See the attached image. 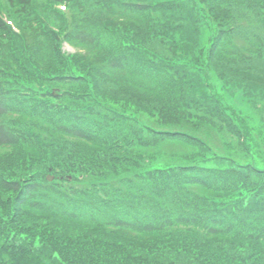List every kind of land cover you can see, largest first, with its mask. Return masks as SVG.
Returning a JSON list of instances; mask_svg holds the SVG:
<instances>
[{
    "label": "trees",
    "instance_id": "obj_1",
    "mask_svg": "<svg viewBox=\"0 0 264 264\" xmlns=\"http://www.w3.org/2000/svg\"><path fill=\"white\" fill-rule=\"evenodd\" d=\"M37 1L6 0L0 11L7 16L15 5L22 15ZM206 3L202 9L198 0H50L41 11H31L28 19L17 23L18 33L0 17L1 38L26 43L14 56L9 47L0 48V149L62 143L57 145L58 153L28 151L18 156L20 165L0 162V264H264V167L258 169L253 161L260 155L253 151L247 121L225 108L217 96L218 89L232 88L236 96L248 97L246 102L255 100L260 90L264 96V37L260 36L264 0L248 6L239 0ZM62 5L84 16L76 13L73 20L66 19L57 7ZM242 8L249 14L237 16ZM118 16L122 19L114 20ZM140 17L145 27L124 26ZM187 17L195 34L187 29ZM199 19L210 32L205 44L199 41ZM40 22L38 29L32 27ZM55 28L74 49L95 59L100 50L104 55L98 62L80 58L66 62L57 49L59 38L44 34ZM155 42L163 43L159 51L167 53L152 57ZM23 59L31 62L30 67ZM64 65L72 74L58 72ZM79 67L94 70L95 75L82 73ZM171 67H180L171 77L178 82L175 89L180 96L166 97L156 90L137 94L130 89L131 82L141 83L144 75L157 85L159 77L166 79L167 72L172 73ZM235 73L244 80L232 81ZM121 79L127 81L118 87L122 96L104 92L109 107L111 100L121 107L128 100L130 104L142 100L152 108L153 119L161 114L163 122H173L171 115L189 120L202 111L197 130L181 123L156 130L149 125L148 110L147 117L130 118L136 125H121V120L97 112L98 121L89 114L91 104L77 98L95 94L94 102L109 110L101 89L96 94L99 83L109 86ZM76 83L82 87L77 94L67 86ZM211 95L214 105L208 99ZM44 97L48 100L42 103ZM180 98L183 102L176 103ZM156 101L162 104L155 113ZM219 104L224 124L210 121ZM206 123L221 134L237 136L236 147L250 157V164L217 155L201 137ZM48 125L60 130L52 133V141L38 134L50 135ZM119 137L125 140L123 158L119 155L123 149L114 144ZM158 139L160 149L153 151ZM137 141L142 148L131 151ZM178 147L191 151L169 150ZM120 160L129 173L118 170ZM25 169L33 176L18 180L13 170L24 174ZM249 181L253 184L245 183ZM83 229L94 234L78 235Z\"/></svg>",
    "mask_w": 264,
    "mask_h": 264
},
{
    "label": "rangeland",
    "instance_id": "obj_2",
    "mask_svg": "<svg viewBox=\"0 0 264 264\" xmlns=\"http://www.w3.org/2000/svg\"><path fill=\"white\" fill-rule=\"evenodd\" d=\"M50 0H38L37 2H34V4H32V8L31 9H28L26 11L23 12L22 15H20L18 13V10H19V7H16L15 5H11V7L9 8L8 12H7V21L10 23L12 29H15V28H18L17 26V23H21L23 20H26L28 19V13L32 14L31 11H41V8L44 7V4L49 2ZM208 0H198V4L200 5H197L199 8H206V2ZM218 1V0H216ZM240 2L241 1H244L243 4L247 5L248 2L250 3H258L259 0H239ZM202 4V5H201ZM242 3L238 6H234V8H237V7H241ZM248 6V5H247ZM60 8L61 12H65L66 13V19H71L73 20V18L76 16L75 14L77 13L78 15L80 14L81 16H84L82 13H80L77 9H68L66 7V5H62V6H57ZM54 10L56 11H59V9L55 8V7H52ZM192 8V7H191ZM195 10V13L197 14V16L199 17V10H197V7L196 9H193ZM117 13L119 12V8L117 9L116 11ZM237 16H244L246 14H249V9L247 8H242L240 11H237ZM235 14V13H234ZM34 15V14H33ZM79 15V16H80ZM134 16H137L135 15V13H132L130 16L133 17ZM236 15V14H235ZM97 18L96 19H100V15L97 13ZM118 19H122L121 16H118V17H115L114 20H118ZM200 23H199V28H201L202 30H200V43L202 44H205L206 41L209 39V34L210 32H208V30L206 29V27L204 26V23L203 21H201L199 19ZM186 22L188 23L187 24V29L188 31L191 32V34H195L194 32V27H192V21L187 17L186 19ZM42 26L41 25V22L38 23V24H35V25H32V27H36V29H38L37 27H40ZM124 26H126V28L128 30L130 29H134V28H141V27H145V23H144V18L143 17H140L139 20L135 21V22H127V23H124ZM10 27V28H11ZM40 29V28H39ZM18 32H20L21 30L18 28V29H15ZM49 33H54V36L53 37H58L59 38V42L57 43V49L59 51V54L61 56V58L63 60H68L67 58H69V60L71 59H75V58H80V59H91V60H94V61H97L98 59H100L103 55H104V52L102 50L98 51L97 53H99L98 57L95 59V56L94 55H91L89 54L88 52H84V51H81L79 49H74L69 40L66 39V38H62L61 36H58V31L57 29L55 28L54 30H51V31H48V32H45L44 34H49ZM260 36L264 37V33L261 34ZM260 36H255L253 39L257 40L258 38H260ZM47 37L50 38L49 35H47ZM8 38V37H7ZM9 39V40H8ZM7 40L1 38V34H0V48H3V47H9V51L11 53L12 56H14L18 51H17V48H19L21 46V43L23 44H26L24 43L23 40H21V43L17 42L16 40H10V38H8ZM42 39L45 40L42 36ZM159 40H161V38H158ZM227 41V40H225ZM33 41H30L29 44H32ZM156 43V48H152L153 49V52L151 53L152 57H155L156 56H161L162 54H165L161 51H159V47L161 45L164 46L163 43L161 42H155ZM161 43V45H160ZM105 50V49H104ZM150 50V49H149ZM96 53V54H97ZM149 58L148 59H151L150 55L148 56ZM257 59V58H256ZM66 61V62H69ZM80 61V60H79ZM99 61V60H98ZM97 61V62H98ZM22 62L24 63V65L26 66H29L30 67V64L31 62L29 63L27 59H23ZM70 63V62H69ZM80 64V67L81 64ZM80 67L78 68L82 73H85V74H94L95 75V71L92 70V71H87L84 69H80ZM223 68V67H222ZM172 70V73L170 71L167 72V78H163V77H159L158 79V84L153 86V83H152V79H150L149 75L147 76H143L142 78V82L139 83V81H128V82H131V87L130 89L132 91H135L137 94H144V91H148V90H151L152 92H155L156 90V94L160 93V94H163L164 96H171V95H175V96H180V93L177 92V90L175 89V86H177L178 82L177 83H173L172 82V78L171 77H175L177 75V73H179V69L180 67H171L170 68ZM59 73H69V74H72V72L68 71V66L64 65L63 68H59ZM233 74V73H232ZM226 78H230L231 79V75L228 73H226ZM245 77V76H244ZM244 77L243 76H239L237 73L234 74L233 76V79L232 81H235V82H242L244 80ZM127 81L126 80H118L116 84H110L109 86H105L103 85L102 83H99V90L97 91L96 94L99 95V91L101 89L100 92H102V95H100V97L103 99L104 101V105H106V107L109 108V110H103L101 108V105L102 104H97L96 102H94V100H97L96 99V96L94 94V96H90L88 95L87 97H83V96H79L77 97L79 100H83L84 102L86 103H89L91 104V109H90V112L89 114L90 115H93L94 117H96V119L99 121V116L97 115V112L101 115H106L108 118H113L114 120H121V125L123 124H129V125H136L137 123H135L133 120H131L130 118H134L135 116H138L139 114H143L144 117L148 115L147 113V110L149 111H152V108L151 107H147L146 105V102H142V100H139V101H134L136 104H130L128 101L127 102H123V106L121 107L120 106V103H118V101H112L111 102H108L110 106L112 107H109L105 101L108 99L107 96L104 95V92H106L108 95L112 94L114 95L115 97H120L122 96L123 94H121L118 90V87H121L123 86L124 87V83H126ZM227 83V80H225V83ZM65 86V85H64ZM67 86H69V91H72L74 92L75 94H77V92H81L82 91V87L79 83H76V84H68ZM244 88V87H243ZM234 89L232 88V91H225V89H218L217 90V96H220L222 99H223V106L227 109H229V111H233V112H237L241 117L244 118V120L247 121V124H248V127L250 129V131H252V135H253V142L255 143V145L253 146V151L259 153V158L258 160L256 161L255 159H253L254 163L256 164V167L258 169H262L264 167V145H263V136H264V96L262 94H259V92L261 91H258L256 94V97L254 98L255 100H249L248 102H246L248 100V97L246 98H243L242 99V102H238L239 104H235V101L236 100H240V98H238L236 95L238 94L237 92H234ZM208 99L211 101V103H213V105L215 104V101H213V97L212 95L208 97ZM48 100V97H44V99L42 100V103L44 101H47ZM93 102V103H92ZM176 103L178 102H183V100L180 98L178 99V101H175ZM162 104V102H154V105H155V113L156 111L158 112V107ZM222 106L219 104V110H218V107L215 106L214 107V112H215V115H210V121L214 122V120L218 121L220 124H224V121H222L223 116L222 114L219 116L220 114V110H221ZM231 109V110H230ZM38 112V111H37ZM224 113V112H222ZM202 114V111L201 113H193L190 117V119H178V117L176 115H171L172 119H174V121H166V122H163V120H161V118H163V116L160 114V117L158 116V120H154L153 117H152V114L150 113L152 119H150V123L149 125L151 126H154L157 129H162L161 127H165V126H168V123H171V124H174V123H181V124H184L185 126H187L189 129H193V130H197L196 126L199 125V120L197 119V116L198 115H201ZM225 117V116H224ZM147 119V118H145ZM195 119V120H194ZM104 121V117L102 119ZM151 121H154L153 123ZM190 121L193 123L192 125H188L190 123ZM146 120H142V123H145ZM156 124H159L158 126ZM49 132H50V135L48 133H43L41 131H38V134L41 136V139L43 140H49V141H52V133L54 134H58L60 133V130H55L51 125H48L47 126ZM203 134H201L203 137L208 143L212 144V148L213 149H216V154L217 155H227L229 157H232L235 161L237 160H240L242 162L240 163H243V164H250V157H246V154L243 153V151L236 147L239 145V139L237 136H235L233 133H230V132H227L225 131L224 134H221L220 132L217 131L216 128H212L211 124L209 123H206L205 124V127L203 129ZM71 138V137H69ZM120 140H114L116 141L114 144H116L117 146L120 145V148L123 149L121 151V154H119L121 156V158L124 157V155H126L127 153L125 152V146H124V141L122 137H119ZM33 142L36 141L35 138L32 139ZM71 140V139H69ZM73 140V139H72ZM159 142L157 143V145L155 146H151L152 150L153 151H158L160 149V139H158ZM75 140H73L74 142ZM118 143V144H117ZM62 143H45V144H34V146L31 147V149L29 148H1L0 149V162L1 161H10V162H15L17 164H21L20 163V159L18 158V156H24L27 154L28 151H33L35 152L37 155H43V154H46V153H54V152H61V150H59V147L57 145H61ZM72 146V145H70ZM97 146V145H96ZM154 147H157V148H154ZM234 147V148H232ZM142 148L141 147V144L139 143V141H137V143L135 145H133V149L131 151H135V149H140ZM225 149H227V151L224 153ZM170 151L171 150H174V151H178V152H181V153H188L189 151H191V149L189 148L188 150H185L183 148H175V149H169ZM172 151V152H174ZM72 154H75L76 153V150H72L71 151ZM132 153V152H130ZM215 153V152H214ZM242 154L244 156H242ZM215 158L214 159H218L217 156H214ZM7 158H10V159H7ZM64 158V156H63ZM5 159V160H3ZM25 163L28 164V161L27 159H25ZM128 163L132 166V167H136V163L135 162H132V161H128ZM252 164V163H251ZM96 165H97V162H96ZM27 173H24L22 174L20 171H15L13 170V172L15 173V176H18V180L21 181V179H24V177H31L33 176V174L31 172H28L27 169H25ZM118 170H122L123 172V175L129 173V170H128V166L127 164H121V160H120V165H119V169ZM35 175H38L39 174H36L34 173ZM113 176V174H111ZM24 181V180H23ZM246 184H253V182H245ZM208 191V190H207ZM205 191V193L207 194H214L212 191H209L207 192ZM202 192V191H200ZM8 197H10L11 199L13 198L12 195H2V198H5V199H8ZM66 225V228L68 227V224H65ZM65 228V229H66ZM77 229V228H75ZM83 233H86V234H94V233H91L89 232L87 229H83V231H78V235H82ZM108 238H111L112 237H108Z\"/></svg>",
    "mask_w": 264,
    "mask_h": 264
},
{
    "label": "bare ground",
    "instance_id": "obj_3",
    "mask_svg": "<svg viewBox=\"0 0 264 264\" xmlns=\"http://www.w3.org/2000/svg\"><path fill=\"white\" fill-rule=\"evenodd\" d=\"M237 97H238V98H240L239 96H237ZM238 102H240V103H241V102H242V98H240V100H239V101H238V100H236V101H235V104H239Z\"/></svg>",
    "mask_w": 264,
    "mask_h": 264
}]
</instances>
